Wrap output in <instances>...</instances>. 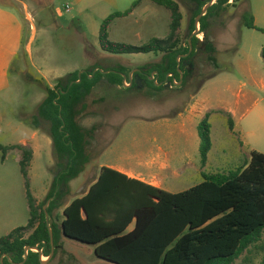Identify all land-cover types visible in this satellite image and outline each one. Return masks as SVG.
Segmentation results:
<instances>
[{"label": "rangeland", "instance_id": "obj_1", "mask_svg": "<svg viewBox=\"0 0 264 264\" xmlns=\"http://www.w3.org/2000/svg\"><path fill=\"white\" fill-rule=\"evenodd\" d=\"M137 1L0 0L4 19V22L0 21V146L18 144L27 137L21 130L20 134L15 132L18 128H28L37 134L36 140L26 147L34 148L36 152L28 172L29 189L38 204L45 203L58 171L54 148L49 144L50 124L39 117L38 112L48 96L47 90L65 87L70 75L77 71L94 69L105 72L123 67L125 73L132 75L137 68L153 69L163 63L162 59H170L164 53L111 54L102 50L100 30L104 20L116 12L128 11ZM176 1L184 16L178 34L180 45L186 47L195 37L200 41L197 49L193 47L194 58L190 59L197 83L193 86L178 84L175 89L158 91L149 79L142 76L144 82L138 80L130 89L128 82L123 87L111 86L106 80L99 87L97 85L79 107V124L92 133L87 146L89 163L84 168L87 182L70 188L66 204L71 202V192L87 188L95 171L111 158L106 150L113 141L138 130L139 125L149 119L183 110L201 84L217 72L245 82L243 74L250 69L259 86L253 88L258 105L242 120L241 135H236L245 143L242 150L229 133L228 124L221 116L214 115L215 153H219L226 142L230 153H235L236 168L245 164L251 151L264 154V61L261 55L264 34L247 28L243 20L245 11L249 10L253 15L255 5L260 6L261 1L229 0L228 4L214 11L203 33H200V23L196 27L200 15H196L199 10L197 0ZM210 1L203 0L206 5L202 10ZM216 2L214 0L213 5ZM194 24L196 29L192 31ZM263 24L260 23L261 28H264ZM170 25L171 12L168 9L150 0H141L132 14L111 22L109 41L141 47L154 38H167ZM197 29L199 32L195 33ZM18 30L21 32V46ZM211 48L214 51H208ZM209 59H215V62ZM219 87L208 85L211 97ZM251 121L253 127L249 126ZM252 130V136L245 134ZM30 132L28 136H31ZM15 151L5 154L0 150V237L27 225L30 219L26 180L18 161L19 150ZM62 209L53 212L52 232L54 225L60 228ZM57 242L52 258L42 252L44 264H113L98 259L92 246L62 235L58 236ZM246 258L250 260L246 262ZM263 260L264 253L252 250V254L244 255L235 264H262Z\"/></svg>", "mask_w": 264, "mask_h": 264}, {"label": "trees", "instance_id": "obj_2", "mask_svg": "<svg viewBox=\"0 0 264 264\" xmlns=\"http://www.w3.org/2000/svg\"><path fill=\"white\" fill-rule=\"evenodd\" d=\"M140 1L128 11L116 12L104 20L100 30L102 50L111 54L164 53L170 59H162L163 63L147 71V77L157 72L150 80L151 85L158 91L163 90L168 87L159 84H163L167 75H173L169 83L173 79L180 83L181 74V84L186 85L187 74L182 63L190 59L177 61V58L188 54L191 47L189 42L186 47L180 45L178 34L184 16L176 0H150L171 12L167 38H154L141 47L109 41L111 22L132 14ZM197 2L196 15H199L206 4L203 0ZM229 2L217 0L200 20V33L206 32L207 21L214 11ZM243 20L247 28L264 34V29L256 27L249 10L243 14ZM195 29L194 24L192 31ZM199 42L195 37L192 46L195 48ZM261 55L264 61V47ZM190 56H194V51ZM209 60L215 62V59ZM79 74L77 71L70 75L65 87L49 88L47 98L38 109L39 117L50 124L49 135L58 161V171L45 201L51 200L47 214L52 220L54 210L63 208L60 228L53 226L56 248L58 236L62 235L92 246L98 259L113 264H235L251 248L264 253V154L256 151L251 153L246 168L228 176H207L203 183L178 194L139 184L141 193L134 191L137 195L131 197L124 186L106 183L110 173L116 174L103 169L99 180L84 197L66 204L70 183L89 163L87 146L92 133L79 124V107L99 83L106 80L111 86L123 87V74L129 76L123 69L109 73L101 70L94 73L93 69ZM135 76L144 82L142 76ZM198 133L201 160L205 164L212 148L208 116L200 123ZM16 149L23 155L19 164L26 180L30 219L25 227L0 237V259L7 255L4 264L22 263L26 247H37L44 256H49L52 249L45 203L38 204L29 189L28 171L34 157L33 149L24 145L0 146L5 154ZM133 220H136L135 228L127 232ZM25 264H42L40 254L29 251Z\"/></svg>", "mask_w": 264, "mask_h": 264}, {"label": "crops", "instance_id": "obj_3", "mask_svg": "<svg viewBox=\"0 0 264 264\" xmlns=\"http://www.w3.org/2000/svg\"><path fill=\"white\" fill-rule=\"evenodd\" d=\"M257 1H261V5H255L253 17L256 27L261 28L260 23H264V0ZM2 12L0 8L1 23L4 22L1 15ZM18 35L20 38L18 43L21 46V32L19 30ZM177 61H180V59H177ZM122 69L126 68L122 67ZM148 70L137 68L132 74L133 81L135 75L141 71L147 73ZM110 71L107 70L104 73H109ZM156 75L157 72H153L151 75L152 79ZM172 76L167 75L163 80V84H159V86L163 85L165 87ZM243 76H245L247 83L231 75H223L217 72L203 82L197 92L191 96L183 110L149 119L141 123L138 130L134 129L129 132L128 136H119L106 150L107 153H110L111 158L108 162L102 163L95 171L91 184L87 188L71 192V201L84 197L90 187L99 180L103 169L110 170L116 174L112 175L110 173L106 183H118L126 188L127 194L134 197L137 195L134 191H137L138 194L139 192L141 193L142 187L139 184L148 185L170 194H178L203 183L207 176L216 174L228 176L230 173L246 168L250 161L251 153L255 150L248 154L243 166L236 168L237 166H235L233 159L235 153H230L226 142L220 152L215 153L216 147L213 137L214 115L216 114L221 116L223 121L228 124L229 133L239 142L240 150L244 147V141L236 135H241L243 129L241 127L242 120L252 114L255 106L258 105L253 88H258L259 82L250 69H247L246 74H243ZM127 82L129 84L127 87L130 89L133 82L131 84L129 79H127ZM178 84L181 85V83ZM209 84L220 86L214 97H211V92L207 89ZM100 85L101 83L98 84V87ZM174 87L165 89H175ZM249 87L252 90H249ZM207 116L211 125L212 148L207 155L206 163L203 164L200 154L201 140L198 127ZM249 126L253 127L252 121ZM20 130L27 137L18 144L13 143L8 146H26L31 141L36 140L37 134L34 131L31 133L28 128L27 130L18 128L15 129V132L20 134ZM29 132L31 136H28ZM245 134L252 136L253 130ZM51 142H49L50 145H52ZM9 152L16 151L11 150ZM33 152L34 160L36 154L34 148ZM17 153L20 156L18 157L20 163L22 160L21 151L19 150ZM86 175V171L82 172L78 178L70 183V188H76L80 182L86 183L87 181L84 179ZM135 224L136 220H133L127 232L134 230ZM252 250L255 251V249L251 248L240 258L244 255L252 254ZM248 260L250 259L248 258ZM248 260L246 258V262Z\"/></svg>", "mask_w": 264, "mask_h": 264}, {"label": "water", "instance_id": "obj_4", "mask_svg": "<svg viewBox=\"0 0 264 264\" xmlns=\"http://www.w3.org/2000/svg\"><path fill=\"white\" fill-rule=\"evenodd\" d=\"M213 1L214 0H211L207 6L202 10V12L200 13V15L198 16L197 20H196V27L199 25V20L206 14L207 10L213 5ZM199 32V29H197V31L195 33ZM189 44H190V52L189 54L191 53V51L193 50V46H192V41L191 39L189 40ZM183 57V56H181ZM180 67H181V63H179V70H180ZM82 72L79 74V76H81ZM123 78H124V84L127 82V79H129L131 81V84L133 82V78H132V75H129L128 77L126 75H123ZM152 79V78H151ZM183 81V74H181V82ZM51 200H49L46 204V206L44 207V211L46 213V218H47V221L49 223V231H50V236H51V245H52V249H51V254H50V258L53 257L54 255V251H55V246H54V239H53V232H52V229H51V226L53 224V220L49 218L48 214H47V207L48 205L50 204ZM33 250H36L40 256L42 257L41 255V250H39L37 247H26L25 248V259L22 263L20 264H25L26 261H27V258H28V253L29 251H33ZM7 257V255H4L1 257L0 261H1V264H4V258ZM41 263L44 264V262L41 260Z\"/></svg>", "mask_w": 264, "mask_h": 264}, {"label": "flooded vegetation", "instance_id": "obj_5", "mask_svg": "<svg viewBox=\"0 0 264 264\" xmlns=\"http://www.w3.org/2000/svg\"><path fill=\"white\" fill-rule=\"evenodd\" d=\"M196 49H197V46H196ZM182 56H183L182 59H193L194 58V56H190L189 53L185 54V55H182ZM192 65H193V63L190 60H187V61L182 63V66H183V68L185 70V73L187 74L186 84H188L190 86H193L194 84L197 83L196 82L197 79H196V77H195V75L193 74V71H192ZM139 75L140 76H145L149 80H151V78H152L151 76L147 77L148 74L145 71H141L139 73ZM138 80H140V79H138V76H135L133 83L137 82ZM165 87L169 88V87H174V86H172L171 83L167 82Z\"/></svg>", "mask_w": 264, "mask_h": 264}, {"label": "built area", "instance_id": "obj_6", "mask_svg": "<svg viewBox=\"0 0 264 264\" xmlns=\"http://www.w3.org/2000/svg\"><path fill=\"white\" fill-rule=\"evenodd\" d=\"M66 10H67V12H69V11H70V8H69V6H67V7H66ZM173 80H174V81H172L171 85H172V86H176V85H177V83H178V81H176L175 79H173ZM126 83H127V82H126ZM126 83H125V85H127Z\"/></svg>", "mask_w": 264, "mask_h": 264}]
</instances>
